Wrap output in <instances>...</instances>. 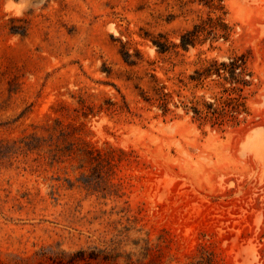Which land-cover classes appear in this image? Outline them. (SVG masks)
Masks as SVG:
<instances>
[{
	"label": "rangeland",
	"instance_id": "obj_1",
	"mask_svg": "<svg viewBox=\"0 0 264 264\" xmlns=\"http://www.w3.org/2000/svg\"><path fill=\"white\" fill-rule=\"evenodd\" d=\"M11 4L0 264H264V0Z\"/></svg>",
	"mask_w": 264,
	"mask_h": 264
},
{
	"label": "trees",
	"instance_id": "obj_2",
	"mask_svg": "<svg viewBox=\"0 0 264 264\" xmlns=\"http://www.w3.org/2000/svg\"><path fill=\"white\" fill-rule=\"evenodd\" d=\"M199 33L197 30H187L184 33L181 34L180 36V41H179V46L182 48H187L189 45H193L196 41V39L198 38ZM157 46L160 49H163V46L161 44V42H156ZM244 62L243 57L239 56L236 57L235 59H233L232 61L230 60L229 62H218L216 59L215 60H210L208 65L203 68V70L201 72H199V75L202 77L210 75L212 73L220 76V70L223 69L225 71H228L231 74V66L233 67V69H236L237 67H239L240 65H242ZM226 79V77H224ZM168 96V93L163 92L162 90L159 91V103L160 105L164 108L165 107V100L166 97ZM208 107V109H212V112L214 113V108H211L212 103H205ZM192 110L195 114H197L199 117L202 116V111L197 108L196 106H192ZM210 110H206V114L209 113Z\"/></svg>",
	"mask_w": 264,
	"mask_h": 264
},
{
	"label": "clouds",
	"instance_id": "obj_3",
	"mask_svg": "<svg viewBox=\"0 0 264 264\" xmlns=\"http://www.w3.org/2000/svg\"><path fill=\"white\" fill-rule=\"evenodd\" d=\"M9 2H10V5H11V7H16V5H14V4H11V0H9ZM17 15H19L20 13H19V10H17V13H16Z\"/></svg>",
	"mask_w": 264,
	"mask_h": 264
}]
</instances>
